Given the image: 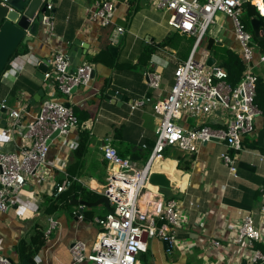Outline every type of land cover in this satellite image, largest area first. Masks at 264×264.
Here are the masks:
<instances>
[{
  "label": "crops",
  "instance_id": "0c3cea01",
  "mask_svg": "<svg viewBox=\"0 0 264 264\" xmlns=\"http://www.w3.org/2000/svg\"><path fill=\"white\" fill-rule=\"evenodd\" d=\"M98 1L45 0L43 5H52V33L48 34L40 24L36 36L22 48L25 53L12 57L0 77V108L2 103L8 111L26 108L20 120L26 126L51 90L49 82L37 75L42 61L49 66L53 55L61 51L77 65L91 64L94 71L88 87H79L70 96H56L73 109L79 122L77 129L54 138L49 144L47 162H60L62 168L46 165L41 171L42 181L36 183L27 179L22 191L31 197V203L23 206L25 209L12 208L0 213V256L9 264H21L24 260L30 264H72L69 246L74 241L84 242L87 250H91L101 230L96 219L108 214L107 207L104 204L82 207L81 217H72L81 207L72 203V197L88 203L102 197L111 169L102 156L105 143L121 158L129 159L133 168L141 169L146 164L156 142L159 122L154 105L170 91L176 68L193 50L195 38L171 29L168 26L170 13L156 9V0H111L115 12L108 28L88 17L87 10H93ZM262 5L264 9V0L260 8ZM226 19L229 21L227 29L218 36L206 35L196 57L200 58L203 52L206 62L212 57L215 60L212 65L219 67L223 61L238 58L244 67L232 23L228 17ZM117 27L124 28L125 32L121 42L113 45L118 50L112 54L108 50L109 38ZM208 38L215 40L210 51H206ZM75 42H79V46L69 55ZM254 53L252 64L258 76L255 103L260 115L254 120L253 133L243 138L242 151L234 152L216 142L201 145L192 154L168 147L162 154L163 160L152 166L154 172L170 179L172 197L166 198L152 185L149 191L162 196L150 197L156 204L175 201L182 224L176 231V247L165 249L163 241L157 237L168 260L150 264H234L235 260L238 264H251L246 260L247 253L251 256V251H259L264 255V220L260 214L264 188V158H260L264 156V63L259 62V57L264 56L263 47L255 46ZM222 69L228 73V69ZM152 70L161 74L162 79L159 89H151L149 94L146 73ZM41 89L43 97L31 106L29 102ZM108 90L126 98L125 102L106 99ZM138 100L143 101L142 105L132 109ZM226 115L223 110L200 117L184 112L177 123L187 130L201 125L220 129L226 124ZM28 144L18 129L0 126L2 150L18 153ZM223 154L233 158L236 177L224 165ZM64 181L69 187L57 194L56 185ZM245 215L252 216L262 236L252 247L246 242L241 245L229 242L230 227L238 225ZM50 219L56 221L57 226L46 235ZM162 225L164 223L157 221L158 228ZM211 240H218L220 246L211 247ZM40 242L42 245L33 253ZM147 252L148 238L138 253V264H145ZM256 264H264V261Z\"/></svg>",
  "mask_w": 264,
  "mask_h": 264
},
{
  "label": "built area",
  "instance_id": "2783aa9c",
  "mask_svg": "<svg viewBox=\"0 0 264 264\" xmlns=\"http://www.w3.org/2000/svg\"><path fill=\"white\" fill-rule=\"evenodd\" d=\"M6 1L0 0V4L5 5ZM246 3L253 4L252 0H156V9L170 13L168 26L194 37V47L188 59L176 68L174 84L170 91L154 105L159 122L156 142L146 164L141 169H135L131 161L121 158L109 143L103 145L102 156L111 169L102 197L108 200L112 213L102 219H96L101 230L90 251L84 242L74 241L70 244L72 264H138V253L144 248L146 238L158 237L167 241L169 248L176 247V231L182 224L178 205L173 200L156 204L157 201L150 195L156 196L159 193L152 194L149 191V177L154 172L152 166L163 160L161 157L166 148L174 147L192 154L199 146L216 142L223 143L234 152L242 151L243 138L253 133L254 120L260 115L255 103L258 76L252 64L255 45L252 34L242 22L243 6ZM254 6L259 15L264 16L259 6ZM114 12L115 7L111 0H99L93 10H87L89 19L98 20L104 28L112 24ZM217 13H222L230 19L244 64L241 78L234 85L228 83V75L224 69L217 65L206 66V56L203 52L200 53V58L196 57L208 28L215 23ZM41 24L48 34L52 33L51 4L46 5ZM124 32V28H115L110 34V44L118 45ZM259 62L264 63V56L259 57ZM70 66L71 62L65 53L58 51L53 55L52 62L43 74L51 90L42 99L37 115L26 126L20 122L26 114V108L8 111L5 103L1 104V108L6 109L5 126L18 129L29 144L18 153L6 152L0 147V213L12 208H24L23 206L31 203V197L22 191L27 179H33L36 183L42 181L41 171L46 165L57 168L61 165L62 168L60 162H47L48 139L54 132H58L59 137L77 129L79 122L73 109L66 107L56 96H70L74 88L88 87L93 71V66L89 63ZM146 79L150 89H159L161 74L155 70L148 71ZM142 103V100L136 101L132 109L140 107ZM215 110L226 112L224 128L215 129L201 125L187 130L177 123L184 112L191 117H200ZM260 158L264 156L260 155ZM222 161L230 174L236 177L233 158L223 154ZM68 187L69 183L64 181L56 185V193L60 194ZM142 198H145V201ZM260 214L264 220V188ZM157 221L164 225L158 228ZM56 226L57 222L50 219L46 235ZM230 229L232 236L229 242L236 245L246 242L252 247L253 243L262 239L251 215L243 216L239 224ZM210 246L218 248L220 242L211 240ZM250 255L247 253L246 260L251 264L264 261V255L259 251H251ZM0 264H9V261L0 256ZM234 264H238V260H235Z\"/></svg>",
  "mask_w": 264,
  "mask_h": 264
},
{
  "label": "water",
  "instance_id": "95a60500",
  "mask_svg": "<svg viewBox=\"0 0 264 264\" xmlns=\"http://www.w3.org/2000/svg\"><path fill=\"white\" fill-rule=\"evenodd\" d=\"M45 0H7L5 5L0 4V77L4 73L9 61L16 53L20 45H25L27 42H31L36 36L41 24L42 15L45 12L46 5H43ZM48 1V0H47ZM44 6V7H42ZM251 31L254 39L258 42L263 41L261 36V23L259 19L253 18L250 21ZM215 44L213 38H208L206 51H210L212 45ZM79 42H75L73 46L69 49V55L72 51L77 50ZM108 50L110 53L114 54L118 50V47L109 45ZM207 53V52H206ZM70 67L77 66V63H74L72 60ZM215 63V60L210 57L206 62V66L211 67ZM48 69V63L42 61L38 66L37 75L41 80H43V74ZM94 76V71H92V78ZM147 82V79H146ZM76 89L72 90V93ZM152 90L149 89L148 93L150 94ZM44 95L43 90H38L37 94L32 98L29 104L32 106L38 102ZM116 98L118 100H124L121 95H117L113 90L107 91V98L112 99ZM133 101V100H131ZM66 107H69L68 104H65ZM6 119V109L0 108V126H5ZM58 136V132H54L48 139L47 144ZM132 163V162H131ZM149 184L158 188L159 192L164 195L166 198L172 197L171 183L170 179L167 178L162 173L153 172L149 177ZM72 203L74 205H80L81 207L77 212L71 214L72 217H78L82 213V207L91 208L99 204H104L107 207L108 213H112V209L109 207V202L105 197L99 198L94 203H88L85 201H78L72 197ZM163 247L169 249L167 241H163ZM21 264H30L26 260L22 261Z\"/></svg>",
  "mask_w": 264,
  "mask_h": 264
},
{
  "label": "trees",
  "instance_id": "16d2710c",
  "mask_svg": "<svg viewBox=\"0 0 264 264\" xmlns=\"http://www.w3.org/2000/svg\"><path fill=\"white\" fill-rule=\"evenodd\" d=\"M249 9H252L253 12H250ZM255 17H257L261 23V32H262V37H263V41H261V42H258L256 39H254L252 31H251L250 21L252 18H255ZM242 22H243L246 30L252 34V37H253V40L255 41V43H257V45H259V46H262L264 49V16H260L257 9L254 6H252L250 3H246L243 6ZM22 48H24V45L19 46V48L17 49V51L13 55V57L20 55V53L24 54L25 50H22ZM221 66L228 69L227 81L229 84L234 85L240 80L241 76L239 78V75H242L241 73L243 72L242 70L244 67L238 58H232L231 61H227V60L223 61ZM22 245L25 246V243H22ZM41 245H42V242L37 243L33 249V253H35Z\"/></svg>",
  "mask_w": 264,
  "mask_h": 264
},
{
  "label": "rangeland",
  "instance_id": "374dc122",
  "mask_svg": "<svg viewBox=\"0 0 264 264\" xmlns=\"http://www.w3.org/2000/svg\"><path fill=\"white\" fill-rule=\"evenodd\" d=\"M215 23L211 24L208 28V31L206 35H213L216 34L217 36L219 34H222L224 29H227L228 26V19H226V16L222 13H217L214 18ZM226 25V27H225ZM220 27H223V29H220ZM225 27V28H224ZM253 44L257 46V43L253 40ZM168 151L165 152V154ZM168 260V254L166 251L162 248V242L157 237L148 239V252L145 254L144 262L145 264H150L152 261H155L157 263L166 262Z\"/></svg>",
  "mask_w": 264,
  "mask_h": 264
},
{
  "label": "bare ground",
  "instance_id": "6f19581e",
  "mask_svg": "<svg viewBox=\"0 0 264 264\" xmlns=\"http://www.w3.org/2000/svg\"><path fill=\"white\" fill-rule=\"evenodd\" d=\"M252 2H253V4L259 6V8H260V6H261V4H262V0H252ZM260 9H261L262 12L264 13L263 5H262V8H260ZM150 189H153V188H150Z\"/></svg>",
  "mask_w": 264,
  "mask_h": 264
}]
</instances>
